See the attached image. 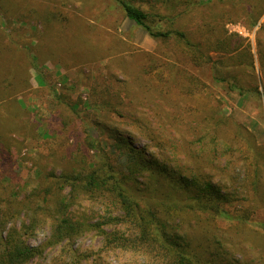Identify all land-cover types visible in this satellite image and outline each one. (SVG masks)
Wrapping results in <instances>:
<instances>
[{
	"label": "rangeland",
	"instance_id": "1",
	"mask_svg": "<svg viewBox=\"0 0 264 264\" xmlns=\"http://www.w3.org/2000/svg\"><path fill=\"white\" fill-rule=\"evenodd\" d=\"M198 16L191 13L178 18L172 26L190 34L197 31L194 20ZM263 22L264 14L252 30L243 21L225 22L224 28L242 41V50L248 51L249 42L254 53L255 30ZM0 25L7 34L6 44H0V79L3 70V76L7 77L14 68L16 73L11 75V81L17 86L12 93L0 94L2 195L15 191L22 197L32 189L45 193L51 175L57 176L62 169L78 167L85 161L99 160L101 151L92 149L86 137L98 138V145L107 152L113 128L130 136L133 145L159 152L134 120L135 116H144L156 132L159 125L155 111L166 114L162 120L170 130L167 135L173 137L165 145L171 149L175 146L174 151L185 154L196 150L199 161L210 155L208 140L213 132L207 131L206 135L203 119L185 112L186 96L175 86L161 92L143 86L146 78L142 70L153 62V55L170 62L167 66L176 81L180 79L185 85V74L191 73L203 80L207 86L199 94L200 100L202 97L207 101L208 110L218 107L216 115L219 112L227 116V125L216 133L218 145L224 146L231 139L235 143L233 150L226 153L227 156L233 153L229 165L226 158L222 162L226 172L240 174L239 179L247 176L248 144L264 155V98L247 95L238 101L236 91L213 81L210 66L200 67L184 58L173 39L151 38L125 16L116 0H0ZM215 52H210L214 58L219 55ZM254 61L259 90L263 91L264 73L256 55ZM237 77L248 88V58L240 65ZM174 103L181 107H175ZM238 149L247 156L246 161ZM158 157L162 159L161 155ZM262 169L260 197H264ZM247 200H235L226 207L245 208ZM72 208L77 216L93 224L101 215L113 211L108 203L89 199ZM24 217L16 219L14 225L26 223ZM253 217L264 222L263 202L257 204ZM225 222L219 220L223 227L227 225ZM104 228L111 230L109 225ZM228 232L234 245L228 250L234 258L248 264V255L252 256L248 227ZM50 236L51 219L46 218L25 237L31 247L43 248L26 264H157L150 254L105 246L96 229L49 245Z\"/></svg>",
	"mask_w": 264,
	"mask_h": 264
},
{
	"label": "trees",
	"instance_id": "2",
	"mask_svg": "<svg viewBox=\"0 0 264 264\" xmlns=\"http://www.w3.org/2000/svg\"><path fill=\"white\" fill-rule=\"evenodd\" d=\"M116 1L125 16L151 38L173 39L184 58L200 67L210 66L213 81L236 91L238 101L247 95L264 98L254 66L256 55L260 71L264 73V22L255 30L254 53L249 42L248 51L242 50V41L224 28L225 22L243 21L252 30L264 14V0H137V4L134 0ZM194 12L199 14L194 20L197 31L189 34L172 26L178 18ZM156 25L160 28H155ZM6 35L0 25V44H6ZM211 51L219 55L214 58ZM246 58L248 88L237 77ZM152 61L142 70L146 78L143 86L160 92L175 86L186 96L185 100L178 98L184 100L185 112L203 119L206 135L207 131L213 132L208 140L210 155L202 156L199 161L196 150L185 154L174 151L175 146L171 149L165 145L173 137L167 135L170 130L165 128L162 118L166 114L161 111L154 112L159 125L156 132L144 116L134 118L159 152L133 145L130 136L118 128L109 134L112 141L107 152L98 145V138L87 136L88 145L96 152L101 151L99 160L85 161L78 167L62 169L57 176L51 175L50 185L43 194L37 189L22 197L15 191L0 194V264H26L41 253L43 248L31 247L25 237L46 218L51 219L49 245L96 229L105 246L150 254L157 264H244L228 250L234 246L228 231L248 227V245L252 249L248 264H264V222L253 217L257 204L264 203V197L259 195L264 155L248 144L250 172L247 176L239 179L240 174L226 172L222 162L226 158L229 165L233 153L228 156L226 153L233 150L235 143L232 139L224 142V146L217 143V130L227 125V116L219 112L216 115L218 107L208 110L207 101L202 97L200 100L199 94L207 84L191 73L185 74L184 85L180 79L173 78L167 66L170 62L156 55ZM15 73L12 68L9 76L2 75L0 94L17 89L11 81ZM179 105L174 103L175 107ZM238 151L246 161L247 156ZM66 188L69 192H65ZM83 199L108 203L113 211L101 215L93 224L77 216L72 208ZM239 199H248V206L235 210L226 207ZM21 215H25L27 222L16 227L14 222ZM219 220L226 221L227 225L223 227ZM108 225L111 230L104 228Z\"/></svg>",
	"mask_w": 264,
	"mask_h": 264
}]
</instances>
